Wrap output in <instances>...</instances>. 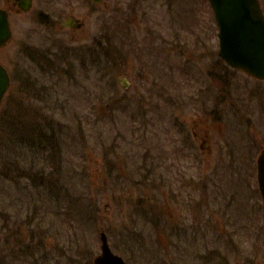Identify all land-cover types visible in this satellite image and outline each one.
<instances>
[{"label": "rangeland", "instance_id": "374dc122", "mask_svg": "<svg viewBox=\"0 0 264 264\" xmlns=\"http://www.w3.org/2000/svg\"><path fill=\"white\" fill-rule=\"evenodd\" d=\"M13 1L0 0L13 30L0 61L15 78L0 108V150L6 148V126L38 122L41 113L66 122L76 135L71 132L61 152L48 151L49 160L37 164L47 166L52 190L38 188L37 180L16 184L0 177V210L7 213L0 215V226L8 225L0 230V261L21 253L18 238L31 246L30 257L14 255L9 264H93L105 230L129 264H264L257 180L264 81L219 57V28L209 1L33 0L28 12L18 11ZM70 15L81 28H62ZM98 42L125 57L112 52L111 66L93 65L83 48L99 52ZM75 48L85 64L77 62L73 75L50 77L45 71L49 101L39 94L22 99L19 85L24 68H31L30 50L57 54ZM21 107L26 117L17 112ZM8 116L15 118L9 122ZM181 126L194 151L180 149ZM195 129L201 135L208 130L211 152L193 138ZM30 219L9 236L16 220Z\"/></svg>", "mask_w": 264, "mask_h": 264}, {"label": "trees", "instance_id": "16d2710c", "mask_svg": "<svg viewBox=\"0 0 264 264\" xmlns=\"http://www.w3.org/2000/svg\"><path fill=\"white\" fill-rule=\"evenodd\" d=\"M98 47L99 52L97 51V57L92 54L90 55L93 65L99 68L102 67V69L105 68L104 66H111V53L113 52L114 46H105L99 42ZM30 51L31 52L28 54V59L29 63L31 64V68H24V81L19 85L22 92V99L26 100L27 102H29L30 99H34L35 94H39V96H41L40 99H45L49 101L51 93L47 90V85L44 83L45 78L49 76H58L61 72L64 75H73L74 73L71 72V70H74L73 67L78 64L77 62H79L80 65L85 64L84 58L79 59L77 48L68 50L61 49L60 51H57V54L51 53L50 49H32ZM116 54L121 56L119 57L121 59L125 57V54L121 50L116 51ZM112 63L114 65L117 64V62H115L114 60ZM113 64L112 66H114ZM32 69L33 71H40H38L37 73H33ZM45 71H49L51 74H49L48 76L47 74L49 72ZM42 72H45L46 74L38 76V74H41ZM33 78L36 79L34 80ZM70 78L74 79L76 78V76H70ZM13 79L15 83V78L13 77ZM36 80H39L40 82H37ZM33 81L36 82L33 83ZM41 82H43V84L37 87V85H39ZM8 110H6V113L9 112ZM20 110L22 111H17L20 115L21 113L22 115L24 113V117L28 115V112L26 111L27 109L21 107ZM29 111L30 113L32 112L30 109ZM4 114L1 116V120L5 117ZM9 114H11V112H9ZM34 115L37 118L39 117L40 113L34 112ZM41 115L42 116L38 119L39 121L35 123L29 120L27 124H23L22 126L16 123H14L15 127H11L10 124L6 126L4 132L7 135L2 139V145L6 148L3 151L0 150V152H2L3 154L5 153L6 155H3L1 157L3 159V169L0 173V177H2L6 182L8 180L9 182L15 181L16 184H19L21 180L22 182H32L34 180H37L39 184L38 188H40L41 186H45L46 188H51L52 190L54 185H49L50 180H47V166L42 164H39L37 166V164L49 160L46 157V153H48V151L54 152L57 149L59 152H61L62 144L66 139V136L69 135L71 132H73V134L75 135L76 133L74 130H71L70 126L66 122L57 121L56 123L53 118L48 117L46 114L41 113ZM8 118L10 122L12 118L15 117L8 116ZM31 123L33 124V126L31 125ZM80 128H78L79 133H82ZM3 211V209L0 210V215H7V213L4 214ZM17 217L16 219H18ZM22 222L30 225L31 219L29 221L20 222L16 220L14 222L15 229L10 231V233L12 234H10L9 236L16 235L19 232V228H21L22 224H24ZM7 226L8 225L6 224H2V226H0V230H3V227ZM28 234L29 240L34 239L33 228L28 229ZM16 245L17 247L20 246L21 253L14 254L16 252L15 251L10 256L7 255L6 257H1L0 264H9L8 257H13L14 255L19 257H30L31 246L29 244H26L25 242L21 243L20 240L17 238Z\"/></svg>", "mask_w": 264, "mask_h": 264}, {"label": "water", "instance_id": "95a60500", "mask_svg": "<svg viewBox=\"0 0 264 264\" xmlns=\"http://www.w3.org/2000/svg\"><path fill=\"white\" fill-rule=\"evenodd\" d=\"M23 11H29L32 0H18ZM100 3L102 0H93ZM219 26V56L228 65L264 79V14L258 0H210ZM64 27H80L78 20L70 16ZM12 38L9 13L0 8V49ZM11 85L7 69L0 63V105ZM258 180L263 196L264 212V151L259 155ZM101 252L93 264H128L123 256L114 252L105 231L100 233Z\"/></svg>", "mask_w": 264, "mask_h": 264}, {"label": "flooded vegetation", "instance_id": "af4514ba", "mask_svg": "<svg viewBox=\"0 0 264 264\" xmlns=\"http://www.w3.org/2000/svg\"><path fill=\"white\" fill-rule=\"evenodd\" d=\"M260 1V5H261V8H262V10H263V12H264V0H259ZM13 3H15V0L13 1ZM128 88L130 87V85L129 86H127ZM205 132V134L204 135H201V134H199V132L195 129L194 130V133H193V138H199V139H201V148H203V150H204V148L206 149V145H207V151L208 152H211V150H212V147H211V142H212V140L210 139V137H209V133H208V130H205L204 131ZM182 147H184V149L185 148H189L190 149V138H189V142H188V145H184L183 143H182ZM145 164H146V162L144 163V167H145ZM160 164H161V162H160ZM140 166L141 167H143V165H135L134 167H135V169H137V168H140ZM173 231V230H172ZM174 231L176 232V228L174 229ZM176 235H177V233H176ZM161 236H162V234H161ZM167 244V243H166Z\"/></svg>", "mask_w": 264, "mask_h": 264}]
</instances>
